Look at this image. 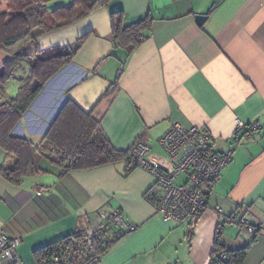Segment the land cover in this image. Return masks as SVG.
I'll return each instance as SVG.
<instances>
[{"label": "crops", "instance_id": "1", "mask_svg": "<svg viewBox=\"0 0 264 264\" xmlns=\"http://www.w3.org/2000/svg\"><path fill=\"white\" fill-rule=\"evenodd\" d=\"M117 10L124 26L152 19L148 38L129 55L114 42ZM197 15L207 17L202 25ZM37 45L66 48L74 57L16 135L39 145L70 99L101 123L115 149L145 142L156 166L169 168L160 139L175 123L206 129L215 149L233 157L189 235V224L164 221L144 197L154 183L150 173L127 172L125 161L64 173L49 152L39 151L35 161L45 172L19 185L0 175V231L21 239L17 264H39L37 249L97 227L102 209L121 210L137 229L96 264H210L219 231L227 249L248 248L243 264H264V229L252 226V233L237 222L245 215L264 222V0H113L38 37ZM3 60L0 53V65ZM17 89L14 84L10 93ZM238 121L257 127L236 136ZM15 160L0 149V168Z\"/></svg>", "mask_w": 264, "mask_h": 264}, {"label": "trees", "instance_id": "2", "mask_svg": "<svg viewBox=\"0 0 264 264\" xmlns=\"http://www.w3.org/2000/svg\"><path fill=\"white\" fill-rule=\"evenodd\" d=\"M111 1L113 0H0V53L4 55L0 65V148L9 158L16 159L13 165H2L0 175L9 183L19 185L24 178L45 172L41 171L35 161L39 151L49 152L50 158L64 173L91 170L128 158L134 146L127 151L115 149L105 135L101 123L70 99L51 123L39 145L14 133L46 85L74 57V52L66 48L40 49L37 45L38 37L68 28L97 9L107 7ZM123 14L122 10L111 14L114 42L116 48H121L129 55L148 38L152 19L148 16L124 26L121 22ZM11 84L18 87L14 95L8 91ZM134 170L137 169L127 172ZM215 182H207L202 186L206 208ZM155 183L154 179L153 185L144 195L154 207L156 199L151 195V190ZM115 212L123 214L121 210ZM99 215L100 212L98 217ZM198 221L199 219L189 223V235ZM101 225L103 228L92 235L91 246L83 235L84 231L79 230L37 249L34 253L37 262H100L115 243L130 234L124 229L114 227L111 219ZM247 249H227L219 231L210 264H243ZM223 255L226 256L225 259L222 258Z\"/></svg>", "mask_w": 264, "mask_h": 264}, {"label": "built area", "instance_id": "3", "mask_svg": "<svg viewBox=\"0 0 264 264\" xmlns=\"http://www.w3.org/2000/svg\"><path fill=\"white\" fill-rule=\"evenodd\" d=\"M256 127V124L246 125L238 121L235 134L237 136L245 130H255ZM160 145L168 157V169L150 163V147L145 142L138 141L125 160L126 171L140 169L154 177L156 183L152 187L151 195L156 199V211L164 221L180 225L197 221L206 210L203 184L216 181L231 162L233 154L231 151H217L214 147V136L206 129L186 127L178 123L173 124L160 139ZM178 179H181L180 184L176 183ZM109 219L114 227L128 233L136 230V226L124 214L114 212L110 215L102 211L99 215L100 224L83 232L89 246L92 244L93 233L102 229L101 224ZM237 222L239 225L250 226L252 233H255L252 226L257 225L264 229V222H258L254 217L245 215L237 219ZM20 243V238H8L0 231V259L6 261V264H17L19 259L15 256V250ZM222 258L225 259L226 256L223 255Z\"/></svg>", "mask_w": 264, "mask_h": 264}, {"label": "water", "instance_id": "4", "mask_svg": "<svg viewBox=\"0 0 264 264\" xmlns=\"http://www.w3.org/2000/svg\"><path fill=\"white\" fill-rule=\"evenodd\" d=\"M206 16L205 15H197L196 16V22L199 24V25H202L205 20H206ZM58 75V74H57ZM53 79V78H52ZM52 79L50 80V82L46 85V87L44 88V90L47 88V86L51 83ZM43 90V91H44ZM42 96V93L38 96V98L36 99V101L34 102V104L32 105V107L36 104L37 100ZM18 127H19V124L18 126L16 127L15 131L18 130Z\"/></svg>", "mask_w": 264, "mask_h": 264}, {"label": "rangeland", "instance_id": "5", "mask_svg": "<svg viewBox=\"0 0 264 264\" xmlns=\"http://www.w3.org/2000/svg\"><path fill=\"white\" fill-rule=\"evenodd\" d=\"M65 1H68V0H61V2H65ZM11 85L14 86V84H11ZM12 86H9V87H10L9 90H8L9 92H10V89H11ZM14 94H16V92H14L13 95H14ZM50 125H51V123H50ZM24 129H25V127H24ZM0 149H1V148H0ZM182 178H183V177H182ZM176 183H177V184H180V183H181V179H178V180L176 181ZM116 202H117V200H113V201H112V203H113L114 205H116ZM116 209H117V208H116ZM116 209H115V210H116ZM102 210L105 211V209H102ZM99 212H100V211H99ZM106 212H109V211H106ZM111 212H113V211H111ZM99 224H100V222H99ZM91 228H92V227H91ZM91 228H90V229H91ZM90 229H89V231H90Z\"/></svg>", "mask_w": 264, "mask_h": 264}, {"label": "bare ground", "instance_id": "6", "mask_svg": "<svg viewBox=\"0 0 264 264\" xmlns=\"http://www.w3.org/2000/svg\"><path fill=\"white\" fill-rule=\"evenodd\" d=\"M61 73H62V72L58 73V75H56V76L52 79V82H53V80H54L55 78H57V77L59 78V77L61 76V75H60ZM52 82H51V83H52Z\"/></svg>", "mask_w": 264, "mask_h": 264}]
</instances>
